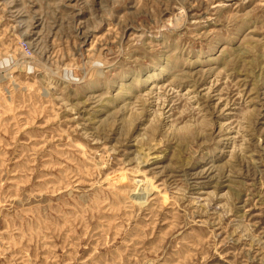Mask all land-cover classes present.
<instances>
[{
	"label": "rangeland",
	"instance_id": "374dc122",
	"mask_svg": "<svg viewBox=\"0 0 264 264\" xmlns=\"http://www.w3.org/2000/svg\"><path fill=\"white\" fill-rule=\"evenodd\" d=\"M0 264H264V0H0Z\"/></svg>",
	"mask_w": 264,
	"mask_h": 264
}]
</instances>
